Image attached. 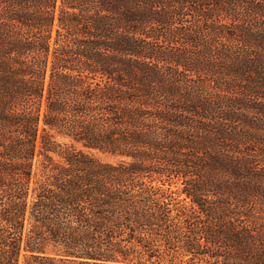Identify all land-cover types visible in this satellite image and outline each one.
<instances>
[{"label": "trees", "instance_id": "obj_1", "mask_svg": "<svg viewBox=\"0 0 264 264\" xmlns=\"http://www.w3.org/2000/svg\"><path fill=\"white\" fill-rule=\"evenodd\" d=\"M0 264H264V0H0Z\"/></svg>", "mask_w": 264, "mask_h": 264}]
</instances>
